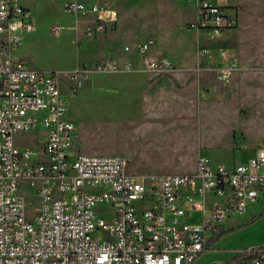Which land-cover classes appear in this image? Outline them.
<instances>
[{
	"label": "built area",
	"instance_id": "2783aa9c",
	"mask_svg": "<svg viewBox=\"0 0 264 264\" xmlns=\"http://www.w3.org/2000/svg\"><path fill=\"white\" fill-rule=\"evenodd\" d=\"M232 1L196 0L189 24L219 41L211 74L224 90L239 70L221 45L238 26ZM64 7L76 19L100 16L91 36L116 30L106 1ZM35 27L20 0H0V264H194L228 219L264 206L263 148L232 167L200 159L194 173L170 175L132 173L119 155L79 153L57 73L15 59ZM140 55L151 70H174L148 44ZM19 137L33 138L36 150ZM214 264H264V245Z\"/></svg>",
	"mask_w": 264,
	"mask_h": 264
},
{
	"label": "rangeland",
	"instance_id": "374dc122",
	"mask_svg": "<svg viewBox=\"0 0 264 264\" xmlns=\"http://www.w3.org/2000/svg\"><path fill=\"white\" fill-rule=\"evenodd\" d=\"M65 1L20 0L36 27L14 56L57 73L78 126L79 153L119 155L132 173L170 175L194 173L200 159L232 167L264 149V0L231 2L238 26L221 45L239 70L225 90L211 74L219 41L190 28L195 0H105L117 21L112 36L89 35L95 16L76 19ZM145 44L174 70L146 66ZM78 70L84 72L72 80ZM17 140L21 147L35 141ZM248 211L246 223L239 216L232 221L241 225L219 252L264 244V206ZM210 260L204 255L194 264Z\"/></svg>",
	"mask_w": 264,
	"mask_h": 264
},
{
	"label": "crops",
	"instance_id": "0c3cea01",
	"mask_svg": "<svg viewBox=\"0 0 264 264\" xmlns=\"http://www.w3.org/2000/svg\"><path fill=\"white\" fill-rule=\"evenodd\" d=\"M67 1V0H66ZM65 1V2H66ZM83 2L85 3H93L95 1H105V0H82ZM21 3V2H20ZM195 3H196V0H195ZM195 3H194V9H195ZM22 5V4H21ZM23 6V5H22ZM25 7V6H23ZM26 9H28L27 7H25ZM30 10V9H28ZM91 16H95L94 19H93V25H94V22L99 19L100 17L97 16V15H91ZM89 16V17H91ZM193 16H194V11H193ZM89 17H86V18H89ZM193 17L191 18V21H192ZM80 21V20H79ZM78 21V22H79ZM190 21V22H191ZM77 22V23H78ZM117 24V23H116ZM92 25V26H93ZM90 26V27H92ZM84 27V26H83ZM193 30V29H192ZM116 31V30H115ZM114 31V32H115ZM195 31V30H194ZM198 32V31H197ZM30 34V33H29ZM29 34H26L24 35V38H26ZM112 34L114 33H111L110 35H106V34H101V35H105V36H112ZM229 36L226 35V37L224 38V40H227ZM23 38V40H24ZM215 49V48H213ZM149 55L151 56L152 54H150L149 52ZM158 56H160V54H158ZM161 56H164V55H161ZM167 57V56H166ZM168 59V58H167ZM170 60V59H169ZM35 142H33V144H24L22 146H28V147H35ZM129 170V169H128ZM130 171V170H129ZM131 172V171H130ZM155 175V174H154ZM249 212H252V211H246L245 213H242V214H238V215H235L233 217H231L230 219H228V221L225 223L224 227H223V232H221L220 235H218L219 237L223 234H225L222 238H220L218 241L214 242V239L218 238V236L214 237L213 240H212V243H211V248L207 251H205L204 253H202V255L199 257L201 258L202 256L206 255V256H211V260L209 261L208 264H214V263H217V262H225V261H228L230 260L231 258L234 257L235 253L236 252H233L232 254H230V251L225 253V252H219L220 249L222 250L223 249V246H224V243L225 241L231 236V233H228L231 229H233V227L237 226V225H241V223H236V224H233V220L237 218V216L239 217H242V218H245L244 219V222L243 223H246L251 217V216H248V213ZM261 245H264V244H261ZM260 246V245H259ZM249 248H252V247H249ZM227 249V248H226Z\"/></svg>",
	"mask_w": 264,
	"mask_h": 264
},
{
	"label": "trees",
	"instance_id": "16d2710c",
	"mask_svg": "<svg viewBox=\"0 0 264 264\" xmlns=\"http://www.w3.org/2000/svg\"><path fill=\"white\" fill-rule=\"evenodd\" d=\"M225 234L221 235L220 237L218 236V238L214 239V242L218 241L220 238H222Z\"/></svg>",
	"mask_w": 264,
	"mask_h": 264
}]
</instances>
